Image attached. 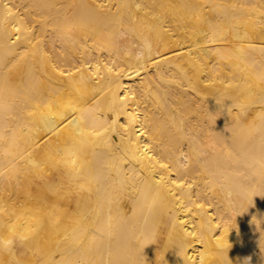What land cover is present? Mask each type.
Instances as JSON below:
<instances>
[{
  "label": "bare ground",
  "instance_id": "obj_1",
  "mask_svg": "<svg viewBox=\"0 0 264 264\" xmlns=\"http://www.w3.org/2000/svg\"><path fill=\"white\" fill-rule=\"evenodd\" d=\"M37 229L0 264H264V0H0V235Z\"/></svg>",
  "mask_w": 264,
  "mask_h": 264
},
{
  "label": "clouds",
  "instance_id": "obj_2",
  "mask_svg": "<svg viewBox=\"0 0 264 264\" xmlns=\"http://www.w3.org/2000/svg\"><path fill=\"white\" fill-rule=\"evenodd\" d=\"M152 44L150 41L145 40L143 43L142 50L136 53L135 59L137 61H143L150 56L152 53ZM23 228V225L21 226ZM38 232V229L35 232H32L30 235H23L21 233H16L13 235H0V253L11 254L14 252L15 247L18 243H22L25 240L35 236Z\"/></svg>",
  "mask_w": 264,
  "mask_h": 264
},
{
  "label": "rangeland",
  "instance_id": "obj_3",
  "mask_svg": "<svg viewBox=\"0 0 264 264\" xmlns=\"http://www.w3.org/2000/svg\"><path fill=\"white\" fill-rule=\"evenodd\" d=\"M151 255H159L160 256V248H154L152 250H150L149 252Z\"/></svg>",
  "mask_w": 264,
  "mask_h": 264
}]
</instances>
